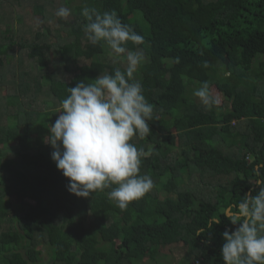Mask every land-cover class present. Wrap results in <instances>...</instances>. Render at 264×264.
<instances>
[{"label":"trees","instance_id":"trees-1","mask_svg":"<svg viewBox=\"0 0 264 264\" xmlns=\"http://www.w3.org/2000/svg\"><path fill=\"white\" fill-rule=\"evenodd\" d=\"M75 1L0 0V264H224L222 234L238 225H208L264 173V0ZM85 6L144 37L127 47L146 56L136 78L154 112L131 142L154 187L126 210L108 189L70 194L44 142L67 88L126 67L88 42ZM203 82L222 95L211 110L193 96Z\"/></svg>","mask_w":264,"mask_h":264},{"label":"clouds","instance_id":"clouds-1","mask_svg":"<svg viewBox=\"0 0 264 264\" xmlns=\"http://www.w3.org/2000/svg\"><path fill=\"white\" fill-rule=\"evenodd\" d=\"M80 14L86 21L83 31L88 42L106 46L110 55L123 59L126 67L124 71L116 68L113 74H100L92 83L82 81L67 88L44 142L53 149L51 159L57 169L68 178L66 190L70 194L88 198L108 189V199L126 210L154 187L149 175L140 174L144 150L131 142L134 136L150 132L148 121L154 112L136 78L146 56L140 48L127 47L128 43L143 45L144 37L122 23L115 10L101 12L85 6ZM55 15L66 20L71 10L62 6ZM203 67H208L207 61ZM193 96L206 110L218 104L207 82L194 89ZM252 184L259 188L255 195L246 194L222 209L208 225L221 223V215L238 225L222 234L224 264H264V173L258 172Z\"/></svg>","mask_w":264,"mask_h":264},{"label":"rangeland","instance_id":"rangeland-1","mask_svg":"<svg viewBox=\"0 0 264 264\" xmlns=\"http://www.w3.org/2000/svg\"><path fill=\"white\" fill-rule=\"evenodd\" d=\"M78 1H79V0H76L75 3H77ZM38 2L40 3V1H38ZM29 20H30L29 17H26L24 21H25L26 24H28V22H30ZM35 21H36V23H37V27H40V28L43 27V23H42V21L39 20L38 17H37V19H35ZM16 27L18 28L19 26L16 25ZM22 33H23V32H22ZM106 56H109L110 58H113V59L119 60V61H121L122 63H124L122 58H120V57H116L115 55H110V52H109V51L107 52V55H106ZM18 67H19V63L16 64V68H18ZM18 72H20V69H19V68H18L17 71H15V73L18 74ZM36 90H37V88H36ZM210 91H211V93L213 94V96H215V97L217 98L218 101L222 99V95H221V94H218V93L215 91L214 88H211ZM0 93H3V90H2L1 88H0ZM198 101H199V100H198ZM40 142L42 143L43 141L38 140L36 137H34L33 140H32V145H33V146H34V145H37V144H39ZM151 149H152V147H148L147 151H150ZM185 171H186V170H184V172H185ZM191 176H197V174L193 173V175H191ZM185 180H186V182H189V181H188V178H186ZM193 180H195V179H192V178H191V180H190V184H191V186H194L195 183L198 182V180H197V181H193ZM199 190H201V189H199ZM12 201H13V203H15V198L12 199ZM13 205H14V204H13ZM15 208H16V210H19V208H17V207H15ZM167 250H168V249H165V250L162 251V252L165 253ZM170 250H171V252H170L169 250H168V253L166 252L167 255H169V259H168V260H169L170 262H175V261H177V259H178V257H179V253L183 252V250H182V248H181L180 246H177V247H171ZM161 255H162V254H161ZM144 264H146V263H144Z\"/></svg>","mask_w":264,"mask_h":264}]
</instances>
